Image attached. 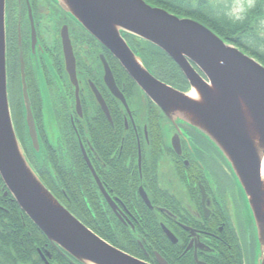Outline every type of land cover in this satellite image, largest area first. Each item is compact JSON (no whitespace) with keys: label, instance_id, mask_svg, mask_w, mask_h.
Masks as SVG:
<instances>
[{"label":"flooded vegetation","instance_id":"obj_1","mask_svg":"<svg viewBox=\"0 0 264 264\" xmlns=\"http://www.w3.org/2000/svg\"><path fill=\"white\" fill-rule=\"evenodd\" d=\"M121 36L135 53L149 47ZM5 56L10 111L25 116L23 80L40 149L55 160L66 155V208L80 204L107 238L99 237L148 264H255L252 225L220 153L190 125L168 119L54 0H5ZM142 57L154 77L191 90L176 64V78L166 81Z\"/></svg>","mask_w":264,"mask_h":264},{"label":"water","instance_id":"obj_2","mask_svg":"<svg viewBox=\"0 0 264 264\" xmlns=\"http://www.w3.org/2000/svg\"><path fill=\"white\" fill-rule=\"evenodd\" d=\"M54 1L116 57L168 119L190 125L220 153L240 190L252 225L254 262L264 264V65L201 22L176 16L144 0ZM122 32L165 53L191 90L180 91L154 77L142 56L123 39ZM22 95L28 139L38 153L40 140L23 80ZM0 178L21 211L56 251L70 256L67 258L72 264L77 263L71 258L80 264H148L88 229L45 187L27 161L8 102L5 0H0ZM43 259L48 264L45 256Z\"/></svg>","mask_w":264,"mask_h":264},{"label":"trees","instance_id":"obj_3","mask_svg":"<svg viewBox=\"0 0 264 264\" xmlns=\"http://www.w3.org/2000/svg\"><path fill=\"white\" fill-rule=\"evenodd\" d=\"M151 5L164 9L180 16H189L202 22L219 35L226 42L234 44L245 53L250 54L264 65V34L260 27L264 19V0H255L251 8L246 10L243 17L233 19L221 12L224 8L218 3L198 4L196 0H146ZM220 7V8H219ZM139 52L144 56H150L153 60V69L166 81L176 78L178 71L174 63L159 49L151 44ZM140 54V55H141ZM141 55V56H142ZM155 56H166L165 61H154ZM157 62V63H156ZM12 119L17 136L24 149L26 157L37 173L41 181L56 196H59L62 204L66 207V155L58 156L55 160L48 155L46 149L41 148L36 153L30 145L23 115L17 110H12ZM38 155V156H37ZM51 161V162H50ZM60 166L61 168H56ZM3 188V189H2ZM0 179V264H44L39 250L46 249L51 253L49 264H71L68 259L56 252L44 234L33 222L20 210L10 193L6 195ZM69 211L92 231L100 234L89 216H84L81 205L78 203L68 206ZM123 249L126 252H130Z\"/></svg>","mask_w":264,"mask_h":264},{"label":"rangeland","instance_id":"obj_4","mask_svg":"<svg viewBox=\"0 0 264 264\" xmlns=\"http://www.w3.org/2000/svg\"><path fill=\"white\" fill-rule=\"evenodd\" d=\"M211 3H218V5L222 6L223 5V9L222 7L221 12L224 13L226 16L231 17L230 13H232L233 11V7L236 3H241V4H248L249 2L251 3L250 7H247L243 10L241 17L244 16L246 10H248L249 8H251L253 6V4L255 3V0H210ZM260 27L263 29L262 33L264 34V19L261 21L260 23ZM44 110L42 111V122L45 126L46 132L51 135L53 133V129H52V123H51V119H50V111H49V107H48V103L47 101H44Z\"/></svg>","mask_w":264,"mask_h":264},{"label":"clouds","instance_id":"obj_5","mask_svg":"<svg viewBox=\"0 0 264 264\" xmlns=\"http://www.w3.org/2000/svg\"><path fill=\"white\" fill-rule=\"evenodd\" d=\"M251 3L249 2L248 4H241V3H236L233 7V11L232 13H230L231 17L233 19H240L241 18V14L243 12V10L247 7H250Z\"/></svg>","mask_w":264,"mask_h":264},{"label":"bare ground","instance_id":"obj_6","mask_svg":"<svg viewBox=\"0 0 264 264\" xmlns=\"http://www.w3.org/2000/svg\"><path fill=\"white\" fill-rule=\"evenodd\" d=\"M190 95H191V96H194V92H191ZM261 172H262V174H263V176H264V159H263V161H262Z\"/></svg>","mask_w":264,"mask_h":264}]
</instances>
